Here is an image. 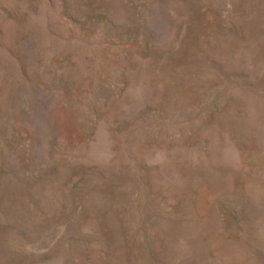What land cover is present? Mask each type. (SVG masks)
<instances>
[{
	"label": "rangeland",
	"instance_id": "rangeland-1",
	"mask_svg": "<svg viewBox=\"0 0 264 264\" xmlns=\"http://www.w3.org/2000/svg\"><path fill=\"white\" fill-rule=\"evenodd\" d=\"M0 264H264V0H0Z\"/></svg>",
	"mask_w": 264,
	"mask_h": 264
}]
</instances>
